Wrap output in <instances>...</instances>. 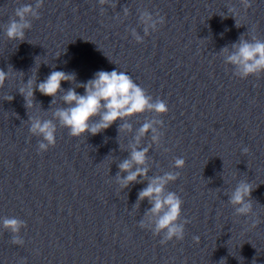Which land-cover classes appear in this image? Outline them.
Segmentation results:
<instances>
[{
    "label": "water",
    "instance_id": "obj_1",
    "mask_svg": "<svg viewBox=\"0 0 264 264\" xmlns=\"http://www.w3.org/2000/svg\"><path fill=\"white\" fill-rule=\"evenodd\" d=\"M36 2L0 0V69L9 72L0 88V264H264V74L236 77L219 54L242 34L264 39V0L248 8L240 0H111L116 7L44 0L25 41L9 40L5 25L15 9ZM146 11L165 18L150 35L140 23ZM53 70L75 73L77 83L100 70L124 71L169 111L133 117V131L121 135L120 121L85 137L58 126L55 146L41 153L28 119H51L52 97L37 89L35 102L49 111L28 110L18 89ZM74 86L62 82L65 90ZM146 117L164 121L159 145L151 134L141 141L151 144L149 177L180 173L168 190L190 221L183 240L167 244L139 226L150 207L147 200L135 207L146 182L123 189L115 178ZM176 158L183 168L174 167ZM240 180L254 189L247 217L235 214L226 195ZM4 217L25 222L23 245L11 243Z\"/></svg>",
    "mask_w": 264,
    "mask_h": 264
},
{
    "label": "clouds",
    "instance_id": "obj_2",
    "mask_svg": "<svg viewBox=\"0 0 264 264\" xmlns=\"http://www.w3.org/2000/svg\"><path fill=\"white\" fill-rule=\"evenodd\" d=\"M44 0H37L35 6L32 4L22 5L15 9V15L5 25L6 37L9 40L25 41L26 30L31 29L32 23L29 17L39 19V9L43 7ZM243 7L248 8L251 0H240ZM101 6L109 5L116 7L111 0H99ZM128 9L124 8L127 14ZM228 12L236 20L235 8L228 6ZM225 16V15H223ZM222 16V17H223ZM226 18V17H225ZM140 23L143 25L145 35H150L151 31L158 30L160 25L165 23L163 16H153L146 11L140 15ZM236 26L240 27L236 20ZM132 35L137 42H143V37L132 29ZM219 54L223 57L226 65L232 66L234 75L241 79H247L252 76L264 74V39L256 35L246 37L242 34L238 41L230 46H224ZM9 72L0 69V88L5 86ZM62 82H70L74 87L65 90L62 88ZM76 88H83L84 94L76 91ZM39 90L42 95L52 97L49 110H51V119H45L38 115L29 116L30 133L41 138L38 144V150L46 152L50 147L55 146L57 127L67 128L72 137H85L88 134L97 135L112 127L117 121H120L118 133L132 132L133 125L129 120L133 117L144 115L146 113H155L156 116H163L169 111L168 105L162 99L154 100L145 89L139 86L131 75L124 71L100 70L94 74V78L86 83H77L75 73H66L64 71L53 70L42 82L37 83L29 78L19 87V94L24 97L25 107H34L35 91ZM59 97V101L58 98ZM7 101L14 97L8 96ZM62 101L63 106L53 109ZM41 110L42 105L39 104ZM164 126L162 119H153L146 117L141 126L135 129L134 143L130 145L129 157L123 159L118 167L119 172L116 180L121 188L126 189L135 183L146 182V187L138 193V200L135 205L139 208L140 204L147 200L150 207L144 213V218L139 222V226L151 230L154 235L162 236L161 244H167L172 240H183L185 235V226L190 222L187 219L182 220L183 200L177 193L168 190V185L175 182L179 172H165L162 175L149 177V152L151 144L159 145L161 137L164 135L160 129ZM150 135L151 144L148 147L141 146L142 139ZM249 149L243 148L247 153ZM185 160L176 158L174 167L183 168ZM126 173V175H124ZM252 184L247 180H240L234 189L226 193L228 203L235 209L238 216L247 217L253 211L252 204ZM2 226L5 230L12 233L11 243L23 245L24 240L20 237L22 228L26 227L23 220L16 217H4ZM199 241V237H194ZM222 258L220 261H223ZM219 261V264H220Z\"/></svg>",
    "mask_w": 264,
    "mask_h": 264
}]
</instances>
